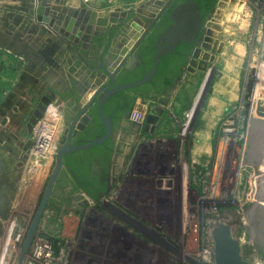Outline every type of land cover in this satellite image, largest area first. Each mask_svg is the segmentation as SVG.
Listing matches in <instances>:
<instances>
[{"label": "rangeland", "instance_id": "obj_1", "mask_svg": "<svg viewBox=\"0 0 264 264\" xmlns=\"http://www.w3.org/2000/svg\"><path fill=\"white\" fill-rule=\"evenodd\" d=\"M220 1H217L214 12L206 20L200 40L195 43L179 79L168 92L170 96L161 101L165 106L171 104L180 113L192 108V126L213 127L212 153L206 157L199 173H192V178L190 177L191 191L189 198L188 194L185 196L189 206L195 208L203 201L223 205L230 203L234 209L232 218L238 222L234 235L242 238L244 243L243 264H264V119L258 114L254 115V105L264 104V90L259 88L262 82L260 78L264 76V0H233L236 6L245 4L241 15L231 10L228 3L220 8ZM33 8V5L29 6V9ZM17 10L11 4L0 5V26L6 13H16ZM217 10H221L223 15L220 32L213 39H208L206 25L217 17ZM25 12L28 13V10ZM1 41L5 43L4 39ZM238 47H241L240 52L244 51L242 61L236 59V55L239 57ZM236 60L238 70L236 68L232 75L236 83L234 97L215 95V89L225 87L228 69ZM25 65L26 61L22 57L12 60L4 50H0V258L7 249V258L2 264H16L18 252L22 249V246L6 247V231L13 225L17 232L22 230L26 236L55 168V163L49 171L37 170L29 164L33 128L29 129L28 124L33 117L37 119L33 127L45 118L46 110L41 111L40 105L45 104L43 100L46 96L43 91H39L37 83L23 81L25 85H22V78L26 74L22 68ZM21 71L24 74L22 76ZM207 76L208 79L210 77V85H206ZM92 79L95 80V77ZM12 94L19 95V98H14ZM22 94L28 100L19 106L17 104ZM259 96L261 98L258 100ZM49 100L46 107L59 101L57 97ZM89 100H85L86 104ZM59 102L64 104L63 101ZM14 106H18V113L12 112ZM238 106L242 107L239 136L237 139H228L219 134V128L226 114ZM157 109L162 108L159 105ZM9 110L13 113L12 117L8 116ZM164 115L165 123L159 127L171 126L173 122L166 112ZM7 116L8 124L3 127L1 122ZM69 119L64 105V123L67 127ZM191 131L190 129L188 133L182 134L186 140L183 145L185 153L188 151ZM113 142L115 143V137ZM8 154L10 157L6 159H12L10 163L5 161ZM113 189L102 198H108ZM70 192L68 189L61 195L60 201L54 200L59 209L50 205L47 207L35 235L36 238L51 243L56 240L58 247L64 251L65 259L70 262L190 264L187 257L197 255V248L188 243L181 226L177 224L180 215L175 212L169 193H161L160 197L151 199L146 191V194L138 198L140 211L130 215L163 234L173 250L153 244L124 222L102 210V198L99 202H94L83 193L71 196ZM5 197L9 202L4 203ZM67 198L69 201L61 202ZM120 200H123L121 195L112 196L109 201L116 204ZM155 200L159 204L148 208L147 204L154 203Z\"/></svg>", "mask_w": 264, "mask_h": 264}, {"label": "crops", "instance_id": "obj_2", "mask_svg": "<svg viewBox=\"0 0 264 264\" xmlns=\"http://www.w3.org/2000/svg\"><path fill=\"white\" fill-rule=\"evenodd\" d=\"M11 1V3H8L7 0H0V5L11 4L18 8L16 13H6L3 18V24L0 26V50H4L5 54H8L13 60L18 58L12 51L15 47L13 34H22L25 39L33 35L34 39L39 37L41 42L50 39V37L46 34L43 35L41 33L42 26L36 25L28 13L25 12L26 9L29 10L30 5L35 6L37 0ZM123 1L125 2L123 10L119 8L107 9L101 0L92 2L94 10L85 7L80 0H39L38 2L40 7L43 8L42 13L46 18L52 17L53 13L58 17L65 16L66 18H59L62 22L60 33L71 42L61 43V50L56 54L55 60L58 63V67L55 68L56 76H52V79H50L51 85L48 86L42 82L38 85L40 87L39 91H43L46 98L56 99L58 96L57 99L63 101L66 106V116H69L70 123L78 112L79 102L77 103L73 99L64 102L62 96L67 95L72 89H76L77 97L83 100V105L86 104V95L90 92L93 95L94 83L101 76V71L98 70L101 69L103 64L110 66L116 55L124 47L125 42L130 37H135L141 33L144 23L140 19L138 11L145 10L148 3L154 0H143L142 2H138V0ZM74 10L80 11L74 26L76 31L68 33L66 31L67 18L69 13ZM112 12H118L119 17H112ZM89 13L90 15L87 16ZM114 29H117V33L108 49L109 32ZM2 39L5 40V43L1 41ZM54 41L56 42V39ZM26 65L22 68V71L24 69L23 72L26 74L24 75L21 71V76L24 75L22 85H25L23 81L29 83L31 79H38V73L40 72L37 73L35 69L34 73L26 72ZM41 74L46 75L45 72H41ZM93 76L95 80L92 79ZM17 92L20 93L19 90ZM54 92L57 95L55 97L51 95ZM169 96L168 93L165 97ZM13 97L17 99L19 95L14 94ZM26 99V97L20 98L17 105L21 106V103H24ZM12 114L9 110L8 116L12 117ZM152 114H154V111ZM164 116V113L154 116V122L143 129L133 126L127 120V115L124 117L113 136L115 137V153L111 160L110 172L104 181L106 180L108 183V191L121 186L120 195L125 199L127 197L128 201L124 202L123 199L115 205L128 214H135L140 211L138 210V198L141 195L146 194L147 191L149 196H154L158 192V187L161 186L156 181L158 175L164 176L165 173H172L177 178L174 191L169 193V196L172 197L170 200L171 203L173 202L175 212L180 215L177 224L181 226V215L190 207L185 196L188 194L189 198V192L191 191V174H198L199 169L205 164L206 157H209L212 153L213 127L205 128L204 126L195 127L193 125L189 141L187 139L188 151L185 153L183 145L186 140L183 139L182 134L186 133L180 132L174 123L169 127H159L160 124L165 123ZM8 157H10L9 154L5 157L6 162H9L6 159ZM128 168L131 172L130 175L125 172ZM62 182H69L67 184L68 188L66 187L64 192L59 190ZM68 189H72L71 180L65 173L54 190L52 200L59 199L60 201L61 195H64ZM54 204L58 206L55 201ZM152 206L154 207L152 202L147 204V207Z\"/></svg>", "mask_w": 264, "mask_h": 264}, {"label": "water", "instance_id": "obj_3", "mask_svg": "<svg viewBox=\"0 0 264 264\" xmlns=\"http://www.w3.org/2000/svg\"><path fill=\"white\" fill-rule=\"evenodd\" d=\"M176 1L179 0H154L153 2L148 3V5L145 7V10L138 11L140 19L144 23L141 33L135 37H130L129 35L130 39L125 42L124 47L116 55L113 63L110 66L103 64L101 69L98 70L101 71V76L94 83L92 88L93 95L89 102L83 105V100L79 101L78 112L73 121L69 124L68 132L60 143L61 145L55 158V168L51 174L37 212L27 231L16 264H22L25 256L31 249L33 239L36 235L42 217L47 207L50 205L54 190L58 185L63 173L67 171V167L65 165L66 157L77 152L92 149L113 139L116 129L112 118L107 117L103 111V107L106 102L112 96L121 91L136 89L147 84L157 73L162 58L175 52L181 44H195L200 40L204 26L201 9L195 1L183 0L170 13L172 23L165 31L158 35L155 41L156 53L153 57L154 66L151 71L136 82L117 84L121 74L124 71H134L142 64L141 57L138 53L141 44L153 32L154 29H160L162 18ZM38 2L39 1L37 0L33 9L28 10V15L33 19L36 25L42 26L41 33L43 35L46 34L48 37H50V39H45V41L41 42L39 37L38 39L36 38V41L33 35H30L25 39L22 34L15 33L13 34L15 37V47L12 51L16 56L22 57L26 61V72L34 73V69L37 71V73L40 71L38 73V79H31L33 83L39 84L42 82L50 86V79H52V76H56L55 68L58 67V63L55 60L56 54L61 50V43L71 42V40L67 39L60 33V26L62 22L59 20V18H65V16L58 17L55 15V13H53L52 17L46 18L42 13L43 8L40 7ZM79 15L80 11L78 10H74L69 13L67 18L68 25L66 27V31L68 33L76 31L74 26L76 23V18ZM88 15H90V13L87 14V16ZM111 16L119 17V13L112 12ZM33 33L36 34L35 32ZM55 39L56 42L54 41ZM208 39H210V37ZM41 72H45L46 76L42 75ZM17 91L18 89H16V92ZM54 93L51 95L54 97L57 96L56 93ZM21 97H26V95L22 94ZM43 101L45 104L40 105L41 111H44L46 109V105L50 102V100L47 98H45ZM95 109L104 126L105 134L100 138L91 140L84 138L79 139L87 127H82L81 122H84L87 119L90 120L92 112ZM257 110L258 115L264 118V104L261 106L258 105ZM12 111L14 113H18V109L16 107H13ZM153 111L155 114H157L162 110H159L157 109V106H154L152 108V112ZM36 115H38V112ZM36 121L37 119L35 117L31 119V123L28 124L29 129L33 128V125L36 123ZM153 122L154 120L152 115H150L145 128L149 127V125ZM7 124L8 117H5L1 122V126L5 127ZM10 160L9 163L11 162ZM6 168L8 169V167ZM70 175L71 177L73 176L72 174ZM78 194H82V192H78ZM3 200L4 203L9 202L7 197H5ZM102 210L124 222L126 225L137 231L139 234L143 235L153 244L173 250L172 245L159 231L150 228L145 223L123 211L114 203L104 201L102 203ZM220 220H226V218L220 217L217 219L215 224L211 225L213 230L212 237L215 243L212 255L214 264H243L240 242L236 238L232 237L231 227L228 224L222 223ZM55 251H58L56 248V240ZM187 261L190 264H203L192 257H187Z\"/></svg>", "mask_w": 264, "mask_h": 264}, {"label": "built area", "instance_id": "obj_4", "mask_svg": "<svg viewBox=\"0 0 264 264\" xmlns=\"http://www.w3.org/2000/svg\"><path fill=\"white\" fill-rule=\"evenodd\" d=\"M39 1V0H38ZM81 3L90 9H93L92 2L94 0H80ZM104 2L107 9H124L125 2L123 0H101ZM143 0H138L142 2ZM94 10V9H93ZM161 106V112L152 114V106ZM193 107V106H192ZM45 118L37 123L33 127V139L30 143L29 148V164L35 167L37 170H48L54 165L55 158L60 148L62 139L68 132V127L64 123V104H60L59 101H54L46 107ZM49 110H52L51 115ZM189 111L180 113L176 111L171 104L165 106L161 99L157 100H143L139 99L136 106L127 114V120L136 128L143 129L147 125L148 118L152 115L158 116L160 113L166 112L169 119L174 123L180 132H188L192 127V118ZM195 114V113H194ZM242 118V107H234L226 114L225 120L221 123L219 128V134L228 139H237L239 136V125ZM40 172V171H39ZM126 174L130 175V170L125 171ZM127 175V176H128ZM176 176L172 173H165L164 176L158 175L156 181L161 186L158 187V192L154 196H150L151 199L160 197L161 193L168 194L174 191L176 185ZM253 180V178H251ZM120 189L115 188L111 190L108 198H102L101 202L109 201L112 196L119 197ZM234 194V193H233ZM127 198V197H126ZM239 198V196L237 197ZM117 199V198H116ZM125 199V198H123ZM92 201V200H91ZM127 200H124V202ZM110 202V201H109ZM157 206L159 203L155 200L152 203ZM230 203L223 205L221 203H213L203 201L195 208L189 207L186 212L182 215L181 228L183 235L187 238L188 243L195 245L197 248V255L193 257L197 261L203 264H214L212 255L214 250V240L212 237L211 225L217 222L220 217H225L226 220H220L222 223L228 224L231 227L232 237L236 238L241 244V254L244 261L243 254V239L234 235L237 231V224L232 216L234 215V209ZM123 205V204H122ZM152 208V207H148ZM13 225L6 231L5 239L6 247L22 246L25 240V233L22 230L15 229ZM152 244V243H151ZM246 244V243H245ZM154 247L153 245H150ZM57 252L55 251V242L51 243L41 238L34 237L31 249L25 256L22 264H83L73 263L68 261L64 257V251L61 250L56 243ZM21 252V251H20ZM18 252V253H20ZM19 255V254H18Z\"/></svg>", "mask_w": 264, "mask_h": 264}, {"label": "trees", "instance_id": "obj_5", "mask_svg": "<svg viewBox=\"0 0 264 264\" xmlns=\"http://www.w3.org/2000/svg\"><path fill=\"white\" fill-rule=\"evenodd\" d=\"M183 0L176 1L166 12L160 23V29L156 28L141 44L138 53L142 64L134 71H124L117 84L133 83L142 79L153 68V57L156 53L155 41L160 33L165 31L171 24L170 13ZM202 13L203 23L205 24L209 15L214 12L218 0H193ZM117 29L110 30L107 41L109 49ZM195 44H181L175 52L161 59L157 73L147 84L136 89L121 91L112 96L104 105L103 111L107 117H111L115 128L119 126L124 117L133 109L138 98L143 100L164 99L166 94L174 87L179 79L183 67L186 65L189 56L193 52ZM107 49V50H108ZM15 78V76L13 77ZM1 98V97H0ZM67 101L73 99L77 103L80 98L77 97L76 89H72L67 95L62 96ZM105 134L104 126L96 109L92 112V121L86 127L84 133L79 139H96ZM115 153V143L109 140L102 145L89 150L77 152L66 157L65 165L67 171L72 174L70 195L82 192L92 201L99 202L102 196L108 193V183L104 179L110 172L111 160ZM61 188H66L67 183L62 182ZM69 201L62 199L61 202ZM51 200L50 206L58 208Z\"/></svg>", "mask_w": 264, "mask_h": 264}, {"label": "bare ground", "instance_id": "obj_6", "mask_svg": "<svg viewBox=\"0 0 264 264\" xmlns=\"http://www.w3.org/2000/svg\"><path fill=\"white\" fill-rule=\"evenodd\" d=\"M233 0H221L220 1V8H224L226 6V3H228L230 6L229 8L231 10H233L237 15H241L242 12L244 11L245 9V4H239V5H234V1L232 2ZM227 15V14H226ZM222 11L221 10H217V17L216 18H213L211 21L207 22V25L206 27L208 28V33H209V37L211 39H213V37H216V35L220 32V28H221V18H222ZM234 18V17H233ZM237 18V17H236ZM244 18V17H243ZM228 20V19H227ZM231 20V19H230ZM225 21V20H224ZM233 22V21H232ZM140 23V22H139ZM238 23V22H237ZM223 25V24H222ZM247 26V25H246ZM224 28V26H223ZM226 28V27H225ZM131 29V28H130ZM133 29V28H132ZM131 32V31H130ZM223 32V31H222ZM229 32V31H228ZM232 32V31H231ZM132 34V33H131ZM238 50H239V53H237L239 55V57L236 55V59H238L239 61H242V58H243V53L244 51L240 52L241 50V47H238ZM229 60V59H228ZM238 60L235 61V64H233V66L228 69V77H226V80L224 82V88L223 89H215V95L219 96V97H230V98H233L234 97V92L236 90V83H235V79L232 78V75L233 73L235 72L236 68H237V64H238ZM227 61V60H225ZM217 63V62H215ZM264 69V68H263ZM238 70V68H237ZM240 70V69H239ZM263 71V70H262ZM225 72V71H224ZM237 72V71H236ZM263 73V72H262ZM236 74V73H235ZM46 76V75H45ZM209 76V75H208ZM208 76L206 77V85L210 82V77L208 79ZM263 76V75H262ZM262 81L260 84H259V88L264 90V76L263 78L261 77L260 78ZM224 80V79H223ZM213 82V81H212ZM222 84V83H220ZM207 90V89H206ZM206 93V91H205ZM205 93L203 94V97H202V100L204 98V95ZM92 96V92L88 93L87 96L85 97V100H89ZM215 98V97H214ZM261 98V96L258 97V100ZM201 100V102H202ZM197 103V102H196ZM257 106L258 105H254V115H257L258 114V110H257ZM49 113L51 115H54V113H52V110H49ZM256 113V114H255ZM259 116V115H258ZM260 118L264 119L263 117L259 116ZM83 197V196H82ZM7 241V239H6ZM6 245V244H5ZM6 250L2 253V257L0 258V264L3 263V261L5 260L6 261ZM20 255V253H18Z\"/></svg>", "mask_w": 264, "mask_h": 264}, {"label": "flooded vegetation", "instance_id": "obj_7", "mask_svg": "<svg viewBox=\"0 0 264 264\" xmlns=\"http://www.w3.org/2000/svg\"><path fill=\"white\" fill-rule=\"evenodd\" d=\"M180 1V0H179ZM172 20V19H171ZM171 23H172V21H171ZM91 121H92V116H91V119L89 120V119H87V120H85L84 122H83V124H81L82 125V127H86V126H89V124L91 123ZM115 129H117V128H115ZM116 131V130H115ZM85 139V138H84ZM91 140V139H90ZM67 174L68 175V177L71 179V175H70V173L68 172V171H66V172H64L63 173V175L64 174ZM62 175V176H63ZM69 182H67V184H68ZM61 186V185H60ZM71 188H72V185H71ZM59 190H61L62 192H64V190H65V188H61L60 187V189ZM84 197V196H83Z\"/></svg>", "mask_w": 264, "mask_h": 264}]
</instances>
